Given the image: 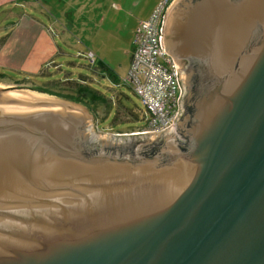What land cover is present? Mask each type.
Instances as JSON below:
<instances>
[{"label":"water","instance_id":"obj_1","mask_svg":"<svg viewBox=\"0 0 264 264\" xmlns=\"http://www.w3.org/2000/svg\"><path fill=\"white\" fill-rule=\"evenodd\" d=\"M163 46L161 132L0 85V264H264V0H173Z\"/></svg>","mask_w":264,"mask_h":264},{"label":"rangeland","instance_id":"obj_2","mask_svg":"<svg viewBox=\"0 0 264 264\" xmlns=\"http://www.w3.org/2000/svg\"><path fill=\"white\" fill-rule=\"evenodd\" d=\"M152 2L143 0L137 5L128 0L120 9L115 6V10L110 9L111 6H95L94 16L90 14L85 25L82 12L75 14L70 24L64 17L62 29L54 27L55 32L48 28L52 32V45L59 48L55 50V56L48 59L37 73H28L23 67L3 65L0 67V85L23 86L74 102L91 113L99 134L135 135L134 132L145 129L148 114L140 99L122 81L130 63L134 33L131 23L137 18L143 19ZM172 2L169 0L166 12ZM99 11L104 14L100 15ZM2 27L0 23V29ZM86 33L90 38L87 46L81 45L82 40H79ZM88 51L93 53L92 62L87 58Z\"/></svg>","mask_w":264,"mask_h":264},{"label":"crops","instance_id":"obj_3","mask_svg":"<svg viewBox=\"0 0 264 264\" xmlns=\"http://www.w3.org/2000/svg\"><path fill=\"white\" fill-rule=\"evenodd\" d=\"M127 1L0 0V23L3 26L0 29V67L7 64L16 68L23 67L28 73H37L47 63L48 59L55 56V50L59 49L51 43L50 37H52V32L49 31V27L54 31V27L62 29L64 17L68 18L66 23L70 24L74 15H80V12H82L81 17L85 25L90 14L94 16L95 12L93 9L95 6H102L103 8L111 6L110 9L115 10V6L117 9H120L122 8V4H125ZM133 1L137 5L143 2V0ZM161 1L153 0L145 17L143 19L137 18L131 23L133 32L138 22L146 20L150 12ZM69 9L72 12H68ZM99 14H104V11H99ZM72 35L74 36L73 33ZM89 39V35L86 33L79 40H82L81 45L87 46ZM58 52L61 53L60 50ZM88 52L93 55L91 51ZM8 59L10 60L9 64L7 63Z\"/></svg>","mask_w":264,"mask_h":264},{"label":"built area","instance_id":"obj_4","mask_svg":"<svg viewBox=\"0 0 264 264\" xmlns=\"http://www.w3.org/2000/svg\"><path fill=\"white\" fill-rule=\"evenodd\" d=\"M169 0H162L150 16L138 22L130 63L122 83L140 99L148 118L145 129L133 134L161 132L174 127L178 117L181 87L171 57L163 46V20ZM87 58L92 62V54Z\"/></svg>","mask_w":264,"mask_h":264},{"label":"flooded vegetation","instance_id":"obj_5","mask_svg":"<svg viewBox=\"0 0 264 264\" xmlns=\"http://www.w3.org/2000/svg\"><path fill=\"white\" fill-rule=\"evenodd\" d=\"M181 73H182V71L181 70H179V82H180V86H181V88H182V96H181V98H180V100H181V104H182V101H183V99L185 98V96H186V89H185V87L183 86V83H182V77H181ZM180 111H181V108H180ZM180 113V112H179Z\"/></svg>","mask_w":264,"mask_h":264},{"label":"trees","instance_id":"obj_6","mask_svg":"<svg viewBox=\"0 0 264 264\" xmlns=\"http://www.w3.org/2000/svg\"><path fill=\"white\" fill-rule=\"evenodd\" d=\"M1 77V76H0ZM2 78V77H1ZM42 90V89H41ZM44 91V90H43ZM124 112H126V111H124ZM127 116L128 117H131L128 113H127ZM127 118V117H126ZM117 119H118V116H117ZM154 151H153V149L150 151V153H153Z\"/></svg>","mask_w":264,"mask_h":264}]
</instances>
